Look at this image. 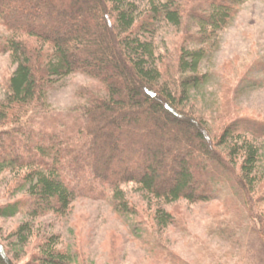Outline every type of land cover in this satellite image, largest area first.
<instances>
[{
	"label": "trees",
	"instance_id": "1",
	"mask_svg": "<svg viewBox=\"0 0 264 264\" xmlns=\"http://www.w3.org/2000/svg\"><path fill=\"white\" fill-rule=\"evenodd\" d=\"M238 1L188 5L195 29L184 41L206 42ZM185 7L179 0L150 1L138 13L133 0H0V25L8 32L0 53L13 64L0 100V165L16 169L12 184L22 188L20 198L0 204V214L16 207L30 216L60 214L74 197L106 194L136 213L123 198L121 185L128 182L162 202L207 201L228 187L239 195L236 206L254 216L261 245L255 251L264 255V221L256 206L264 197V171L249 176L258 151L251 140L264 137V121L237 116L212 128L183 102L187 87L202 77L203 48L179 45L178 76L165 79L143 36L155 17L178 25ZM69 74L88 81L73 88V107L63 115L47 99L54 79ZM33 238L35 252L25 263L79 264L57 246L56 235ZM0 264H16L1 239Z\"/></svg>",
	"mask_w": 264,
	"mask_h": 264
},
{
	"label": "rangeland",
	"instance_id": "2",
	"mask_svg": "<svg viewBox=\"0 0 264 264\" xmlns=\"http://www.w3.org/2000/svg\"><path fill=\"white\" fill-rule=\"evenodd\" d=\"M150 1L155 5L164 0H133L136 11L143 12ZM179 1L186 7L178 25L155 17L151 30L143 35L151 41L155 65L162 76L177 78L175 57L179 45H200L203 54L197 73L202 77L187 87L185 107L201 115L212 128L237 116L264 121V0H239L227 23L211 33L206 42L199 43L183 39L186 33L194 32L195 25L185 13L197 0ZM5 36L8 32L0 25V40ZM12 68L8 53H0V100ZM87 81L80 74L54 79L55 87L47 99L49 106L56 113H68L73 107V88ZM251 143L258 151L249 176L256 178L264 171V137L254 138ZM16 174L15 168L0 165V204L22 196V188L12 184ZM136 186L132 182L121 185L127 206L134 207L136 213L114 204L108 194L74 197L60 214L30 216L16 207L10 214H0V239L9 247L16 264H28L29 255L35 252L33 237L42 235H56L57 246L79 264H263V253L255 251L260 245L257 223L252 220L255 218L236 206L239 195L230 188H220L207 201L162 202ZM256 206L264 221V197ZM155 208L158 211L154 214ZM168 211L172 215L167 219L158 218ZM20 222L26 227L12 232ZM30 233L34 235L28 237ZM25 236L30 240L28 244L21 240Z\"/></svg>",
	"mask_w": 264,
	"mask_h": 264
}]
</instances>
